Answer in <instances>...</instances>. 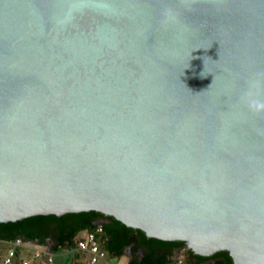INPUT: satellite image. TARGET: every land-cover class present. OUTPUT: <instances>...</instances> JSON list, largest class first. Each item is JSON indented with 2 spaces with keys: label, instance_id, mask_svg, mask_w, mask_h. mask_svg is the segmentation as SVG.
Masks as SVG:
<instances>
[{
  "label": "water",
  "instance_id": "water-1",
  "mask_svg": "<svg viewBox=\"0 0 264 264\" xmlns=\"http://www.w3.org/2000/svg\"><path fill=\"white\" fill-rule=\"evenodd\" d=\"M254 79L264 0H0V222L97 211L264 264Z\"/></svg>",
  "mask_w": 264,
  "mask_h": 264
},
{
  "label": "trees",
  "instance_id": "trees-1",
  "mask_svg": "<svg viewBox=\"0 0 264 264\" xmlns=\"http://www.w3.org/2000/svg\"><path fill=\"white\" fill-rule=\"evenodd\" d=\"M102 221V233L98 236L101 247L110 259L125 256L127 264H170L177 249L185 247L183 241L163 240L147 237L141 229L129 227L111 215L89 211L35 215L18 221L0 222V240L12 241L17 237L38 244H50L55 253H66L65 261L79 258L75 251L77 236L83 231H91L96 223ZM131 246L132 255L125 254ZM23 249L18 248L17 254ZM24 251V250H23ZM186 264H233L227 250H221L211 256H202L186 250ZM16 264H19L16 262Z\"/></svg>",
  "mask_w": 264,
  "mask_h": 264
},
{
  "label": "built area",
  "instance_id": "built-area-1",
  "mask_svg": "<svg viewBox=\"0 0 264 264\" xmlns=\"http://www.w3.org/2000/svg\"><path fill=\"white\" fill-rule=\"evenodd\" d=\"M102 231V224H96L93 230L81 232L77 236L75 247L80 257L65 261L63 264H112L108 253L99 242L98 236ZM6 244L5 249L0 247V264H16V262L19 264H54L57 253L50 249V244H38L20 237L6 241ZM18 248L24 251L17 254ZM186 260V248L179 249L170 264H186Z\"/></svg>",
  "mask_w": 264,
  "mask_h": 264
},
{
  "label": "clouds",
  "instance_id": "clouds-1",
  "mask_svg": "<svg viewBox=\"0 0 264 264\" xmlns=\"http://www.w3.org/2000/svg\"><path fill=\"white\" fill-rule=\"evenodd\" d=\"M171 10L166 9L165 15H170ZM261 88L260 79H254L249 84V89L243 94L242 102H245L249 109L256 113L264 112V100L259 97V90Z\"/></svg>",
  "mask_w": 264,
  "mask_h": 264
},
{
  "label": "crops",
  "instance_id": "crops-1",
  "mask_svg": "<svg viewBox=\"0 0 264 264\" xmlns=\"http://www.w3.org/2000/svg\"><path fill=\"white\" fill-rule=\"evenodd\" d=\"M6 246H7L6 241H1L0 240V247L2 249H5ZM180 249H185V248L182 247ZM67 257H68V255L66 253H58V254H56V256L54 258V264H63L65 262V260H66ZM187 258H188V256H187ZM126 263H127V258H126Z\"/></svg>",
  "mask_w": 264,
  "mask_h": 264
},
{
  "label": "rangeland",
  "instance_id": "rangeland-1",
  "mask_svg": "<svg viewBox=\"0 0 264 264\" xmlns=\"http://www.w3.org/2000/svg\"><path fill=\"white\" fill-rule=\"evenodd\" d=\"M125 254L127 255H132L131 252L128 253V250L125 252ZM112 264H127L126 263V257L123 255V256H120L118 258H113L111 260Z\"/></svg>",
  "mask_w": 264,
  "mask_h": 264
},
{
  "label": "flooded vegetation",
  "instance_id": "flooded-vegetation-1",
  "mask_svg": "<svg viewBox=\"0 0 264 264\" xmlns=\"http://www.w3.org/2000/svg\"><path fill=\"white\" fill-rule=\"evenodd\" d=\"M100 222V221H99ZM102 222V221H101Z\"/></svg>",
  "mask_w": 264,
  "mask_h": 264
}]
</instances>
